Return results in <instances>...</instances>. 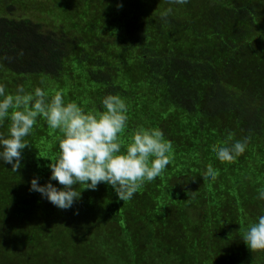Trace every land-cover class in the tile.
Returning <instances> with one entry per match:
<instances>
[{"label":"trees","instance_id":"trees-1","mask_svg":"<svg viewBox=\"0 0 264 264\" xmlns=\"http://www.w3.org/2000/svg\"><path fill=\"white\" fill-rule=\"evenodd\" d=\"M0 82L62 91L85 111L119 95L125 141L143 127L172 144L131 200L78 185L59 209L29 190L49 180L62 136L38 118L21 168L0 162V264H264L242 239L264 215V0H0ZM244 137L234 161L213 152Z\"/></svg>","mask_w":264,"mask_h":264},{"label":"clouds","instance_id":"clouds-1","mask_svg":"<svg viewBox=\"0 0 264 264\" xmlns=\"http://www.w3.org/2000/svg\"><path fill=\"white\" fill-rule=\"evenodd\" d=\"M169 3L186 5L189 0H169ZM172 10L171 7L163 10L161 18L166 20ZM101 103L103 111H85L77 102H66L62 91L49 96L41 87L26 92L23 85H17L13 94L0 82V128L10 121L7 130L0 131V162L10 164L15 173L21 168L22 152L30 146L26 138L42 117L62 136L58 153L47 165L49 180L41 185L38 177H33L30 191L38 192L43 199L65 210L80 199L82 189L96 190L101 183L111 186L120 200H131L144 183L154 181L170 165L172 144L162 130L143 127L125 141L122 134L129 120L125 99L108 94ZM229 140L213 145V152L221 161H234L248 147V137L231 143ZM215 177L216 172L211 168L204 176ZM78 185L82 186L79 191ZM257 198L264 200V191ZM242 239L250 250H264V215L248 226Z\"/></svg>","mask_w":264,"mask_h":264},{"label":"rangeland","instance_id":"rangeland-1","mask_svg":"<svg viewBox=\"0 0 264 264\" xmlns=\"http://www.w3.org/2000/svg\"><path fill=\"white\" fill-rule=\"evenodd\" d=\"M20 15V14H19ZM38 16H40V15H38ZM41 17H43L42 15H41Z\"/></svg>","mask_w":264,"mask_h":264}]
</instances>
